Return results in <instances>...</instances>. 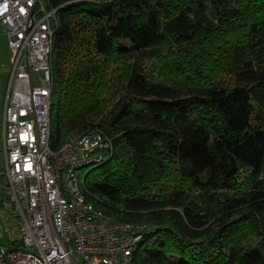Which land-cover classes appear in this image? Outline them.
<instances>
[{"label": "trees", "instance_id": "16d2710c", "mask_svg": "<svg viewBox=\"0 0 264 264\" xmlns=\"http://www.w3.org/2000/svg\"><path fill=\"white\" fill-rule=\"evenodd\" d=\"M49 146L97 127L83 196L147 231L131 264H264V0H40Z\"/></svg>", "mask_w": 264, "mask_h": 264}, {"label": "built area", "instance_id": "2783aa9c", "mask_svg": "<svg viewBox=\"0 0 264 264\" xmlns=\"http://www.w3.org/2000/svg\"><path fill=\"white\" fill-rule=\"evenodd\" d=\"M55 11L40 0H0L10 52L1 108L0 264H131L147 231L113 219L83 196L85 169L112 144L97 128L49 146Z\"/></svg>", "mask_w": 264, "mask_h": 264}, {"label": "crops", "instance_id": "0c3cea01", "mask_svg": "<svg viewBox=\"0 0 264 264\" xmlns=\"http://www.w3.org/2000/svg\"><path fill=\"white\" fill-rule=\"evenodd\" d=\"M0 68L1 67H8L9 69V60H10V52L7 49V37L4 28L0 25ZM5 77V75H4ZM5 85H6V80L3 79V82H0V101L4 97V92H5ZM3 100L2 103L0 104V110L2 108Z\"/></svg>", "mask_w": 264, "mask_h": 264}, {"label": "rangeland", "instance_id": "374dc122", "mask_svg": "<svg viewBox=\"0 0 264 264\" xmlns=\"http://www.w3.org/2000/svg\"><path fill=\"white\" fill-rule=\"evenodd\" d=\"M1 37L2 36H0V39H1ZM7 49L9 50V48H7ZM8 72H9L8 67L5 66V67L0 68V82H3V79L7 80ZM4 75H5V77H4ZM2 100L0 101V104L2 103ZM1 118H2V114H1V110H0V169L2 168V165H3V158H2V154H1V144H2ZM88 168H86L84 171L86 172ZM0 197H1V192H0ZM0 241H2L3 244L7 246V244L4 243L5 239L0 238Z\"/></svg>", "mask_w": 264, "mask_h": 264}]
</instances>
